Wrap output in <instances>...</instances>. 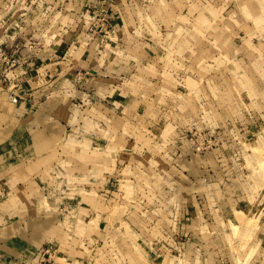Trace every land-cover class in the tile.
Returning a JSON list of instances; mask_svg holds the SVG:
<instances>
[{
    "label": "rangeland",
    "instance_id": "obj_1",
    "mask_svg": "<svg viewBox=\"0 0 264 264\" xmlns=\"http://www.w3.org/2000/svg\"><path fill=\"white\" fill-rule=\"evenodd\" d=\"M0 264H264V0H0Z\"/></svg>",
    "mask_w": 264,
    "mask_h": 264
},
{
    "label": "crops",
    "instance_id": "obj_2",
    "mask_svg": "<svg viewBox=\"0 0 264 264\" xmlns=\"http://www.w3.org/2000/svg\"><path fill=\"white\" fill-rule=\"evenodd\" d=\"M43 45L44 44L42 43L41 46L44 47ZM35 47V45L28 44V46H24V48L21 49L23 54V58H21L20 62L21 65L13 71L16 78H14L15 82L17 83L18 87L20 86L17 90V93L20 96L38 97L39 95H42V93L45 92L47 88H49V80L54 73L59 72L63 76H65L70 71L71 64L68 65L70 62H66V60L57 61V56L55 54L52 53L51 55L48 51L44 52V49L42 51L36 50ZM57 62L61 63V65L64 66H59L58 68L56 64ZM20 107H22V109L25 111V115L28 114L29 117L34 111H38L39 109H41L43 107V104H32L26 102L23 103V105H21ZM35 121L37 125L40 123V126L37 127H43L41 124V115L37 116ZM29 127L33 126H31L26 120L24 130L21 133V137L19 136L18 139V141L21 142V144L18 145L20 147L19 151L25 153L23 155L28 156L29 144L34 142L40 143L41 154H43V151L46 153V143L44 149L42 146L43 143L47 140V138H43V135L41 133L42 129L33 130L32 128H30V130H28Z\"/></svg>",
    "mask_w": 264,
    "mask_h": 264
}]
</instances>
